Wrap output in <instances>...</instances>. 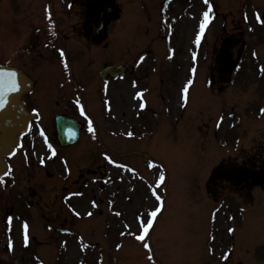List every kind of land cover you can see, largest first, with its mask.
I'll use <instances>...</instances> for the list:
<instances>
[{"label": "rangeland", "instance_id": "374dc122", "mask_svg": "<svg viewBox=\"0 0 264 264\" xmlns=\"http://www.w3.org/2000/svg\"><path fill=\"white\" fill-rule=\"evenodd\" d=\"M0 3V64L19 65L16 51L22 43L13 37L12 56L7 55L6 0ZM254 5L257 8L259 4ZM35 7L28 4L29 13ZM15 10L12 6L13 22ZM251 12L248 6L246 13ZM218 14L216 23L220 22L215 28H203V35L200 32L201 53L194 57L196 25L190 17L196 12H188L187 19H182L183 13L171 12L174 21L168 27H173L174 34L169 55L165 43L158 41L155 23L131 8L124 10L119 23L124 36L115 38L118 48L114 53L125 47L122 62L129 66L137 62L139 51L151 50L150 56L135 74L110 83L99 94L98 90L86 92V106L97 138L83 134L77 144L65 147L68 158L64 164L70 175L57 155H49L45 144L41 146L42 159L55 156L48 166L36 157L39 151L31 150V157L26 154L29 164L23 180L5 192L0 190V246H10L13 241L35 248L36 252L26 250L24 255L30 260L40 259L43 264H78L81 255L77 252L81 249L87 250V264H99L105 253L107 257L100 264H223L232 259L264 264L263 204L260 209H251L246 219L244 215L229 222L228 206L210 200L205 191V181L216 162H212L217 151L212 136L220 120L218 109L230 103L228 98L214 96L209 87L213 61L206 60L205 53H211L212 43L222 37L221 27L230 25L226 9ZM234 18H239L237 10ZM149 26L152 41L147 48L143 45L145 36L139 39L138 33ZM126 31L132 38L125 36ZM143 32L148 33L146 28ZM257 35L259 31L251 36L252 41ZM261 97L264 102L263 93ZM245 102L242 97L239 111H243ZM154 112L159 113L158 119ZM237 131L233 132L240 138ZM232 149V145L224 149L223 156L235 158L238 153ZM106 154L111 156L109 160L100 157ZM14 164L17 167L18 161ZM99 168L110 175L106 183ZM101 185L106 189L102 190ZM34 194L42 198L37 210L29 209ZM158 204L151 227L139 234ZM259 210L262 214H257ZM116 244L119 251L111 252ZM70 247L76 249V259L67 260ZM228 248L232 259L227 258ZM58 249L63 250L65 258H60ZM13 257L23 255L16 251Z\"/></svg>", "mask_w": 264, "mask_h": 264}, {"label": "flooded vegetation", "instance_id": "af4514ba", "mask_svg": "<svg viewBox=\"0 0 264 264\" xmlns=\"http://www.w3.org/2000/svg\"><path fill=\"white\" fill-rule=\"evenodd\" d=\"M182 1L172 0L169 9L176 7L179 2L182 4ZM162 2L163 0H131L128 6L131 9L151 6V10H155L161 7ZM227 2L229 9L234 8L235 0ZM28 4L37 7L29 13ZM12 6L16 9L14 22ZM122 6V0H46L44 5L43 0H16L15 4L12 0H6L7 20L4 29L8 43L7 55L12 56V38H19L22 45L17 49L16 57L20 64L15 66L33 82V89L24 97V102L29 112L39 116V122L34 124L33 131L42 121L52 130L54 119L58 115L75 117L76 93L79 95V90L86 92L91 81H97L101 67L105 65L108 48L114 45L118 47L115 38L122 36L118 26ZM195 7L203 9V0H198ZM237 33L239 34L234 35V39L240 49L237 54L239 62L258 55L256 50L248 49L244 37L242 41V32ZM118 53L120 52L114 53L115 56ZM54 63L57 66L51 65ZM91 65H95L93 71L89 69ZM106 67L107 65L104 68ZM233 71L240 70L235 67L222 68L221 79H226L227 76L230 78ZM239 75L249 89L263 80L260 72L255 73L248 68H243ZM220 87L221 90L224 89V85ZM37 140L35 131L29 144L31 141L35 144ZM26 144L25 139L23 145ZM253 151L246 173L243 176L233 175L228 179L239 191H243L246 200L251 198L252 187H264V141ZM214 183L223 186L224 180H215ZM8 252L10 251L6 250L2 254L0 251V264H22L23 260L26 264H33L27 256L14 261Z\"/></svg>", "mask_w": 264, "mask_h": 264}, {"label": "water", "instance_id": "95a60500", "mask_svg": "<svg viewBox=\"0 0 264 264\" xmlns=\"http://www.w3.org/2000/svg\"><path fill=\"white\" fill-rule=\"evenodd\" d=\"M126 70V68H110L104 75L113 74L116 77L119 72L125 73ZM13 81L18 85V90L9 93L6 97L7 103L0 109V130L3 134L0 137V174L6 170L5 157L12 154L19 139L18 135L25 133L29 124V118L24 114L21 101L28 86L27 78L18 71L0 67V91H3L4 85H10ZM57 132L61 145L66 146L77 140L79 125L74 121L59 118Z\"/></svg>", "mask_w": 264, "mask_h": 264}, {"label": "snow or ice", "instance_id": "6c2138e0", "mask_svg": "<svg viewBox=\"0 0 264 264\" xmlns=\"http://www.w3.org/2000/svg\"><path fill=\"white\" fill-rule=\"evenodd\" d=\"M204 16H205V26L207 25V17H208V13L205 12L204 13ZM201 35H203V27L201 28ZM196 43L197 44H200V40L197 39L196 40ZM13 76L15 75L14 73L12 74ZM18 90V85L15 83V81H13L10 85H4L3 86V91H0V109H2L5 104L7 103V99L6 97L9 95V93L11 91H16ZM49 147H51V145H49ZM53 155H55V149H53ZM153 217H155L156 213L155 212H152L151 214ZM146 223V221H145ZM25 227V232L27 231V225L24 226ZM151 225H148V228H150ZM148 228H145V232H147ZM139 239L143 240L144 237L143 236H140L138 237Z\"/></svg>", "mask_w": 264, "mask_h": 264}, {"label": "bare ground", "instance_id": "6f19581e", "mask_svg": "<svg viewBox=\"0 0 264 264\" xmlns=\"http://www.w3.org/2000/svg\"><path fill=\"white\" fill-rule=\"evenodd\" d=\"M71 249H74V248H71Z\"/></svg>", "mask_w": 264, "mask_h": 264}]
</instances>
